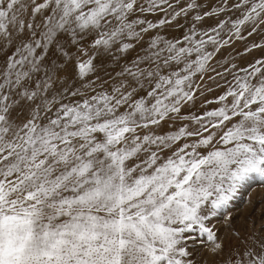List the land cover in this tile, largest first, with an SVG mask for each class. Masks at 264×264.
Here are the masks:
<instances>
[{"label": "snow or ice", "instance_id": "snow-or-ice-1", "mask_svg": "<svg viewBox=\"0 0 264 264\" xmlns=\"http://www.w3.org/2000/svg\"><path fill=\"white\" fill-rule=\"evenodd\" d=\"M258 33L264 0H0V264H264V43L225 55Z\"/></svg>", "mask_w": 264, "mask_h": 264}, {"label": "rangeland", "instance_id": "rangeland-1", "mask_svg": "<svg viewBox=\"0 0 264 264\" xmlns=\"http://www.w3.org/2000/svg\"><path fill=\"white\" fill-rule=\"evenodd\" d=\"M170 33H175V29H169ZM253 42L264 43V34H255L249 37L245 41H238L233 45V48L228 49L225 52H232L235 57V62L241 67L247 66L248 63L252 62L255 58L262 55L260 49H254L251 53H245V46H250ZM118 70V69H117ZM209 87L213 90L211 92H206L204 96L197 94L198 98L194 105L191 106L190 111L192 114H200L205 110L204 101L214 100L218 95L223 92V88H217L214 84L209 83ZM208 109L217 107L215 103L208 104L206 106ZM251 204H241L238 211L235 214L232 226L241 231V233H246L252 226L253 222L256 227L259 228L262 221H264V189L257 188L255 192L252 193ZM221 234L224 236L226 242L230 238L231 233L226 230L223 225H218ZM201 258L206 259L207 264H213V258L206 252L202 251Z\"/></svg>", "mask_w": 264, "mask_h": 264}]
</instances>
